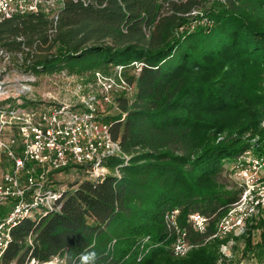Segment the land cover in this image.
I'll return each mask as SVG.
<instances>
[{"label":"trees","instance_id":"1","mask_svg":"<svg viewBox=\"0 0 264 264\" xmlns=\"http://www.w3.org/2000/svg\"><path fill=\"white\" fill-rule=\"evenodd\" d=\"M0 47L23 53L20 62L12 59L15 70L36 76L65 71L84 84L96 71L109 75L122 65L133 88L130 98L116 94L101 116L126 155L104 164L118 167L120 175L77 180L62 191L58 210L21 220L11 229L1 264L54 258L80 264L88 251L97 254L95 264H168L194 249L174 257L165 246L172 242L167 210L177 209L176 221L190 241L202 242L188 214L213 221L238 198L240 189L221 191L213 177L223 157L233 158L249 144L212 143V113L202 108L199 117L189 107L214 94L218 77L200 72L207 65L228 59L264 69V0L67 1L55 25L42 14L0 22ZM133 61L142 62L140 70ZM201 73L209 77L202 80Z\"/></svg>","mask_w":264,"mask_h":264},{"label":"built area","instance_id":"2","mask_svg":"<svg viewBox=\"0 0 264 264\" xmlns=\"http://www.w3.org/2000/svg\"><path fill=\"white\" fill-rule=\"evenodd\" d=\"M67 1L85 5L90 0H0V22L14 16L42 14L55 25ZM12 65L11 54L0 47V163L5 164L0 177V208H7L0 215V264L13 227L24 218L46 215L60 208L65 189L53 184L55 174L67 168H80L89 179L109 173L120 175L118 167L110 170L104 164L109 157L126 158V155L119 141L113 139L110 125L101 119L105 112L99 105H114V93H123L128 98L133 94V88L122 75V65L115 66L109 75L96 71L94 81L87 84L62 71L60 74L65 78L76 79V88L82 95L72 104L59 101L48 92L46 98L51 103L46 106L29 95L31 78L24 81L10 76L11 72L23 78L29 75L10 68ZM131 65L138 71L142 62L133 61ZM230 171L239 182L238 198L213 222L197 211L187 218L192 229L204 235L206 241H220L224 258L231 257L233 245L227 238L243 234L249 221L264 216V159L245 150ZM177 213V209L167 210L164 221L171 233L172 255L184 257L196 243L178 225ZM32 263L37 262L32 259ZM235 264H264V246L259 260L250 257L238 259Z\"/></svg>","mask_w":264,"mask_h":264},{"label":"rangeland","instance_id":"3","mask_svg":"<svg viewBox=\"0 0 264 264\" xmlns=\"http://www.w3.org/2000/svg\"><path fill=\"white\" fill-rule=\"evenodd\" d=\"M11 54V53H10ZM23 53L21 51L12 53V59L20 62ZM14 56V57H13ZM13 63V60H12ZM13 68V65L10 66ZM15 69V68H13ZM209 69L218 77L211 87L213 89L212 96L201 97V106H190L189 109L196 110V115L202 114L200 109L204 108L205 113H212L216 124H208L209 131L212 133V143L234 145L237 143L249 144V150L254 154L264 159V69L254 71L248 66H243L238 63L229 64V60L220 59L213 64L207 65L205 69ZM202 80L209 76L201 73ZM11 77L18 79L31 78L28 82L31 86L29 95L36 97V102L50 105V99L46 98V94L50 92L59 101L68 103H76L77 96H81V92L76 88V79L65 78L60 73H46L43 75L28 76L18 73H10ZM85 92V91H83ZM117 93L113 94V98ZM44 99V100H43ZM36 102H29L36 103ZM205 103V104H203ZM101 103L99 109L106 112L107 107ZM196 107V108H195ZM201 107V108H200ZM191 111V110H188ZM217 125V126H216ZM239 155V154H238ZM233 158L223 157L221 162V171L213 181L217 182V187L221 191H232L239 189L238 179L231 174L230 167L234 163ZM83 169H66L54 175L53 184L59 185L64 189L69 188L75 181L82 179H89ZM264 175V171H263ZM211 184V181H207ZM212 185V184H211ZM75 186V185H74ZM212 188V187H210ZM214 188V187H213ZM225 209V208H224ZM223 209V210H224ZM222 211L218 210L215 213L213 220H215ZM213 222V221H212ZM206 238V237H205ZM233 242L231 249V257L224 258L221 254V243L208 245L211 241L203 239L202 242H194L195 247L193 251L185 258H169L168 264H235L238 259H249L250 257L259 260L261 251L264 246V216L254 218L246 225L245 232L239 236H231L227 238ZM167 244V245H166ZM165 246L170 248L171 242L166 243ZM214 245V246H213ZM205 246V247H204ZM209 246L216 249L217 255L212 254ZM210 249V251H209ZM54 264H65L63 260L54 258L51 260ZM27 264H34L32 260ZM42 264V263H35Z\"/></svg>","mask_w":264,"mask_h":264},{"label":"clouds","instance_id":"4","mask_svg":"<svg viewBox=\"0 0 264 264\" xmlns=\"http://www.w3.org/2000/svg\"><path fill=\"white\" fill-rule=\"evenodd\" d=\"M97 254L94 251H88L80 255V264H95Z\"/></svg>","mask_w":264,"mask_h":264},{"label":"crops","instance_id":"5","mask_svg":"<svg viewBox=\"0 0 264 264\" xmlns=\"http://www.w3.org/2000/svg\"><path fill=\"white\" fill-rule=\"evenodd\" d=\"M5 168V164L0 163V177L2 175L3 169ZM6 212V211H5Z\"/></svg>","mask_w":264,"mask_h":264},{"label":"bare ground","instance_id":"6","mask_svg":"<svg viewBox=\"0 0 264 264\" xmlns=\"http://www.w3.org/2000/svg\"><path fill=\"white\" fill-rule=\"evenodd\" d=\"M42 264H54V263L51 262V261H48V262H45V263H42Z\"/></svg>","mask_w":264,"mask_h":264}]
</instances>
